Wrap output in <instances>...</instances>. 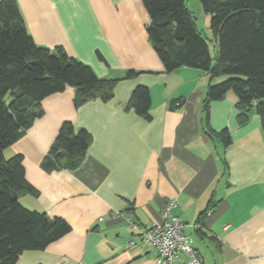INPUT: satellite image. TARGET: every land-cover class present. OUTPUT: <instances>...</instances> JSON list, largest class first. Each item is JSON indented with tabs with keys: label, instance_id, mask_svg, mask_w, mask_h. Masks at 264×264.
I'll use <instances>...</instances> for the list:
<instances>
[{
	"label": "crops",
	"instance_id": "1",
	"mask_svg": "<svg viewBox=\"0 0 264 264\" xmlns=\"http://www.w3.org/2000/svg\"><path fill=\"white\" fill-rule=\"evenodd\" d=\"M36 44L60 45L102 78H119L113 96L76 106L75 90L45 97L43 113L4 150L22 154L26 180L37 194L20 202L64 218L70 231L42 250H24L16 264H162L123 216L143 226L162 222L169 200L202 264H264V134L254 109L239 121L228 90L203 99L210 74L196 67L165 71L145 26L142 0H16ZM128 69L139 71L124 78ZM147 86L150 118L126 108L133 89ZM172 98L182 105L168 107ZM92 135L75 169L46 171L41 161L63 121ZM230 142L225 143V136Z\"/></svg>",
	"mask_w": 264,
	"mask_h": 264
},
{
	"label": "trees",
	"instance_id": "2",
	"mask_svg": "<svg viewBox=\"0 0 264 264\" xmlns=\"http://www.w3.org/2000/svg\"><path fill=\"white\" fill-rule=\"evenodd\" d=\"M199 2L209 16L216 47L213 57L186 0H142L149 15L148 40L165 71L190 66L207 71L211 79L223 77L208 84L203 99L206 124L210 101L232 90L240 109L238 120L244 121L254 109L264 134V0ZM138 73L128 69L124 78ZM118 80L98 77L89 64L70 56L60 45L36 44L16 0H0V264H16L24 250H42L71 228L64 218L50 217L20 202V194L37 191L25 178L22 154L6 157L4 150L42 115L45 97L70 86L76 106L96 98L106 102ZM181 105L179 98L168 102L170 109ZM150 106V90L137 85L126 108L149 119ZM222 133L228 144L229 134ZM91 141L85 128L63 121L41 167L46 171L77 168Z\"/></svg>",
	"mask_w": 264,
	"mask_h": 264
},
{
	"label": "built area",
	"instance_id": "3",
	"mask_svg": "<svg viewBox=\"0 0 264 264\" xmlns=\"http://www.w3.org/2000/svg\"><path fill=\"white\" fill-rule=\"evenodd\" d=\"M175 204V199L169 200L162 213V222L149 227L130 220L127 212L114 211L113 217L123 216L129 229L138 237L137 240L130 239L127 248L137 244L150 246L156 250L157 261L162 264H202L192 238L183 232V223L171 211Z\"/></svg>",
	"mask_w": 264,
	"mask_h": 264
},
{
	"label": "rangeland",
	"instance_id": "4",
	"mask_svg": "<svg viewBox=\"0 0 264 264\" xmlns=\"http://www.w3.org/2000/svg\"><path fill=\"white\" fill-rule=\"evenodd\" d=\"M188 7L193 11L196 25L199 30L208 39L209 51L211 56L215 55L216 47L215 41L209 28V16L203 11L202 5L199 0H186Z\"/></svg>",
	"mask_w": 264,
	"mask_h": 264
}]
</instances>
